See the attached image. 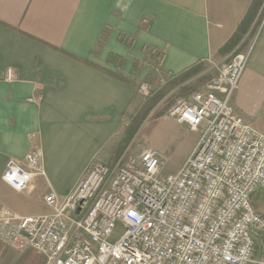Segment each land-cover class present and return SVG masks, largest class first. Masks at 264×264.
I'll return each instance as SVG.
<instances>
[{"label": "crops", "instance_id": "1", "mask_svg": "<svg viewBox=\"0 0 264 264\" xmlns=\"http://www.w3.org/2000/svg\"><path fill=\"white\" fill-rule=\"evenodd\" d=\"M252 2L0 0V210L46 212L47 194L64 197L93 162L110 163L137 107L135 82L227 59L220 49ZM237 89L234 108L264 134V22ZM36 146L44 173L17 191L4 170Z\"/></svg>", "mask_w": 264, "mask_h": 264}, {"label": "built area", "instance_id": "2", "mask_svg": "<svg viewBox=\"0 0 264 264\" xmlns=\"http://www.w3.org/2000/svg\"><path fill=\"white\" fill-rule=\"evenodd\" d=\"M250 51L170 109L179 124L201 130L177 173H164L153 148L115 164L95 161L66 196L44 197L46 212L1 209L0 240L33 249L45 264H264V211L252 201L264 190V134L231 104ZM14 75L9 69V81ZM149 87L144 82L141 92ZM43 161L36 146L11 160L3 179L31 190Z\"/></svg>", "mask_w": 264, "mask_h": 264}, {"label": "rangeland", "instance_id": "3", "mask_svg": "<svg viewBox=\"0 0 264 264\" xmlns=\"http://www.w3.org/2000/svg\"><path fill=\"white\" fill-rule=\"evenodd\" d=\"M228 60L221 57L212 60L213 62H199L191 67L193 69L189 68L192 71L187 69L172 76L151 75L142 82H135L139 97L136 109L129 116V122L134 120V123L138 124L143 117L144 120L124 154L139 153L146 148H153L165 161L164 173H177L196 146L201 130L177 124L170 115V109L178 101L186 100L193 92L202 89L208 79L212 78ZM137 65L139 67L140 62ZM144 82L150 86L147 94L141 92V85ZM237 92L238 89L231 98V104ZM252 201L257 210L264 211V190L257 191ZM28 250L32 249L14 248L0 240V264H19Z\"/></svg>", "mask_w": 264, "mask_h": 264}, {"label": "trees", "instance_id": "4", "mask_svg": "<svg viewBox=\"0 0 264 264\" xmlns=\"http://www.w3.org/2000/svg\"><path fill=\"white\" fill-rule=\"evenodd\" d=\"M264 22V0H253L246 16L239 23L235 33L229 39V41L220 49V53L223 55H229L227 59L231 60L234 55L240 52H245L251 49L255 38ZM120 41L128 46H133L135 39L127 34H121ZM228 60V61H229ZM193 69V68H190ZM189 71H192L190 70ZM114 77L120 80H126V78L119 73L108 71ZM134 72H137L135 67ZM211 79V78H210ZM208 79V81L210 80ZM144 120L136 124L134 120L129 122L128 126L124 131L123 140L118 143L112 150L111 164H115L126 151L125 149L132 142L135 135L137 134L139 127ZM46 258L43 255L36 253V251L28 250L27 253L23 255V259L19 264H45Z\"/></svg>", "mask_w": 264, "mask_h": 264}, {"label": "water", "instance_id": "5", "mask_svg": "<svg viewBox=\"0 0 264 264\" xmlns=\"http://www.w3.org/2000/svg\"><path fill=\"white\" fill-rule=\"evenodd\" d=\"M257 243H258V246H259V253H258V257H260L261 255V252H262V244H261V241L259 240V238H255Z\"/></svg>", "mask_w": 264, "mask_h": 264}]
</instances>
